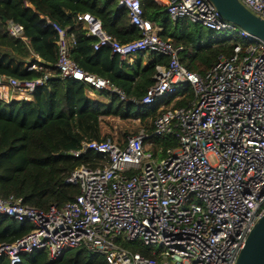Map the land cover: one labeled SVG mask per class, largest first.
Wrapping results in <instances>:
<instances>
[{
  "label": "built area",
  "instance_id": "2783aa9c",
  "mask_svg": "<svg viewBox=\"0 0 264 264\" xmlns=\"http://www.w3.org/2000/svg\"><path fill=\"white\" fill-rule=\"evenodd\" d=\"M172 19L186 17L215 30H236L234 53L221 57L205 74L179 59L181 45L158 34L160 28L143 16L140 0H117L125 6L140 35L121 41L90 12L78 15L93 47L107 45L121 56L158 51L168 57L157 64L155 82L141 102L182 92L183 105H162L153 127L121 139H84L70 152L102 153L99 164L80 163L65 178L78 193L61 205L40 208L10 193L0 194V213L27 219L31 229L0 243V256L18 262L23 253L44 249L49 258L84 245L103 253L108 264H234L257 218L264 212V40L221 18L211 0H156ZM264 18V0H240ZM57 33L55 62L62 77L97 88L122 92L106 77L87 72L70 57L65 28L51 21ZM19 34L22 25L10 22ZM32 63L29 68H37ZM46 76L20 79L0 73V101L30 98ZM174 132L178 146L158 157L149 149L150 135ZM138 240L148 253L125 241Z\"/></svg>",
  "mask_w": 264,
  "mask_h": 264
},
{
  "label": "trees",
  "instance_id": "16d2710c",
  "mask_svg": "<svg viewBox=\"0 0 264 264\" xmlns=\"http://www.w3.org/2000/svg\"><path fill=\"white\" fill-rule=\"evenodd\" d=\"M143 16L159 26L158 34L181 45L179 59L188 69L205 74L221 57L234 53L238 41L236 30H215L186 17L172 19L164 4L156 0H140ZM90 12L103 27L121 41L140 35V29L129 22L125 6L117 0H0V73L20 79L46 76L30 98L0 101V194H14L25 204L46 208L72 200L78 186L65 180L80 163L99 164L102 153L87 149L79 156L70 151L84 139H104L99 121L102 116L138 118L149 122L161 112L162 105H183L182 92L161 96L143 103L141 97L155 82L157 64L168 57L158 51L121 56L109 46L93 47L95 36L87 34L78 15ZM51 21L65 28L70 57L87 72L106 77L115 90L97 88L73 77H62L55 65L58 57L57 33ZM10 22L22 25L19 34L8 30ZM207 30V31H206ZM35 63L37 68H29ZM105 94L109 100L92 98L88 91ZM149 149L158 157L178 146L174 132L149 136ZM32 223L0 213V243L11 242L28 232ZM132 250L148 253L149 247L138 240L125 241ZM0 264H108L103 253L84 245L69 247L49 258L44 249L34 248L10 263L5 255Z\"/></svg>",
  "mask_w": 264,
  "mask_h": 264
},
{
  "label": "water",
  "instance_id": "95a60500",
  "mask_svg": "<svg viewBox=\"0 0 264 264\" xmlns=\"http://www.w3.org/2000/svg\"><path fill=\"white\" fill-rule=\"evenodd\" d=\"M221 18L264 40V18L249 10L240 0H211ZM234 264H264V212L250 229Z\"/></svg>",
  "mask_w": 264,
  "mask_h": 264
},
{
  "label": "rangeland",
  "instance_id": "374dc122",
  "mask_svg": "<svg viewBox=\"0 0 264 264\" xmlns=\"http://www.w3.org/2000/svg\"><path fill=\"white\" fill-rule=\"evenodd\" d=\"M103 122L110 127H115L116 133L108 135L113 139H121L129 134L137 133L149 124V122L146 123V121H141L138 118H120L116 115H109L107 119H103Z\"/></svg>",
  "mask_w": 264,
  "mask_h": 264
},
{
  "label": "crops",
  "instance_id": "0c3cea01",
  "mask_svg": "<svg viewBox=\"0 0 264 264\" xmlns=\"http://www.w3.org/2000/svg\"><path fill=\"white\" fill-rule=\"evenodd\" d=\"M141 53H143V52H141ZM135 54H137V53H134V54L130 55V60H132V58L135 56ZM88 93L94 99H98V100H101V101H108L109 100V98L105 94H103L101 92L89 90ZM108 116L109 115H105V116H102L100 118L99 129H100V134L101 135H109V134L112 135V134L116 133L115 127H110V125H107L106 123L103 122V119H107Z\"/></svg>",
  "mask_w": 264,
  "mask_h": 264
}]
</instances>
